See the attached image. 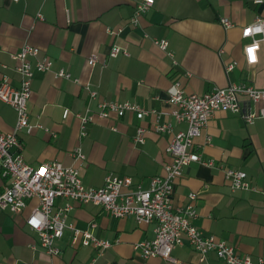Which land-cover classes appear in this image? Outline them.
<instances>
[{
	"label": "crops",
	"instance_id": "1",
	"mask_svg": "<svg viewBox=\"0 0 264 264\" xmlns=\"http://www.w3.org/2000/svg\"><path fill=\"white\" fill-rule=\"evenodd\" d=\"M140 0H0V81L18 85L11 53L24 45L38 49L35 59L47 58L46 71H35L27 102L31 132L17 133L25 163L36 166L57 161L79 170L86 187L99 188L113 173L130 177L132 184L148 185L150 177L163 174L170 162L166 147L173 133L185 130L176 122L167 101L171 83L179 78L186 93L201 94L230 83H244L264 90V41L257 50V62L247 65L241 37L244 26L264 19V0H153V5L131 24ZM221 18L232 25L225 27ZM113 31V33H111ZM166 40V49L155 41ZM127 51L110 56L111 45ZM170 53V55L168 54ZM97 55L93 65L87 57ZM233 63L230 71L224 65ZM60 69L70 78L56 77ZM89 90L96 94L91 96ZM129 102L157 111L158 122L168 121L172 132H155V116L138 119L134 112L122 116L110 113L98 117L102 102ZM241 98L243 112L257 110ZM69 114L64 118L63 111ZM93 114L84 125L77 115ZM16 113L0 102V132L12 131ZM138 126L146 129L143 143L134 141ZM80 148L82 159L73 156ZM200 162L183 168L171 195L174 208L190 203L197 212L190 218L204 234L233 246L253 260L264 257V117L245 122L241 113L217 110L195 141ZM208 162H211L208 164ZM224 168L246 172L248 189H231ZM7 178L0 177V192ZM64 200L56 199L55 206ZM72 205L66 223L105 239L110 246L101 255L80 238L72 244L73 230L65 228L56 240L57 255L40 246L37 233L25 224V217L38 199L26 201L22 213L0 209L1 264H201L190 245L175 246L171 259L143 258L136 243L154 238V222L138 224L131 216L114 217L90 203ZM94 224V226H92ZM207 264H226L215 252L206 255Z\"/></svg>",
	"mask_w": 264,
	"mask_h": 264
},
{
	"label": "built area",
	"instance_id": "2",
	"mask_svg": "<svg viewBox=\"0 0 264 264\" xmlns=\"http://www.w3.org/2000/svg\"><path fill=\"white\" fill-rule=\"evenodd\" d=\"M261 1L255 0V2ZM152 5L153 0H140L136 4L131 24H134L139 15L146 12ZM220 22L225 27L232 25L227 18H221ZM241 37L248 39L243 45L245 63L253 65L257 62L256 52L260 41H264V19L257 17L253 23L244 26ZM155 43L163 50L168 45L163 39ZM249 49L254 51L250 54ZM118 53L127 54V51L116 44L111 45L109 55L116 56ZM37 54L38 49L30 45H24L18 51L11 53L15 61L14 70L19 76L18 85L12 86L6 78L0 81V102L8 104L16 113L12 131L0 132V177L7 178V184L3 192H0V209H8L14 214H19L22 213L28 199L37 198V206L24 220L27 227L37 233L39 244L47 254L59 253L56 240L62 236L67 227L73 230L72 244L80 238L83 245L94 248L99 255L110 246L109 241L97 238L89 231L75 229L66 223L67 212L72 207L69 201H72L98 205L117 218L131 216L138 224L154 222V238L134 245L143 258L157 256L162 259H171L173 248L182 245L186 240L198 254V261L201 264H207L206 255L210 251L215 252L217 257L226 264H264L263 256L253 260L250 255L238 252L233 246L216 239L214 235L204 234L192 224L190 218L197 215L192 204L195 193L189 195L190 203L184 208H174L171 202L174 184L182 175L183 168L192 162L201 161L200 154L194 149L195 141L202 135L213 113L217 110L241 113L245 122L264 117V90L244 83H230L224 88L215 87L201 94L186 93L181 80L176 78L169 88L167 101L172 105L171 115L175 121L184 122L186 128L172 134L166 147L170 162L164 165L163 174L150 177L148 185L144 187L141 183L133 185L130 177H119L109 173L104 177L101 187L92 188L83 184L79 170L75 167H64L57 161L32 166L23 160L21 155L23 145L17 133L22 129L29 133L33 127L29 121L27 107L33 73L49 70L52 64L47 58L35 59L32 64L31 58H36ZM253 55L256 58L254 61ZM97 61L95 54L87 57V63L91 66ZM233 67V63L224 65L225 71H230ZM55 75L70 78V74L64 69H60ZM89 93L91 96L96 94L94 90H89ZM241 98L254 104L262 101L263 104L257 110L243 112ZM126 111L134 112L138 119H142L149 112L156 119L152 128L155 132H172L171 123L158 122L157 111L153 109L146 111L134 103L116 100L102 102L99 105V111L95 114L98 117H108L110 113L122 116ZM68 114V109H64L63 117L65 118ZM77 117L81 120L82 137L85 135L84 125L92 121L94 115L86 113ZM145 133L146 129L138 126L134 141L143 143ZM72 153L77 159L83 158L79 147ZM223 171L231 189L251 187L246 172L232 168H224ZM56 199L66 202L55 206ZM88 264L97 263L93 259Z\"/></svg>",
	"mask_w": 264,
	"mask_h": 264
},
{
	"label": "snow or ice",
	"instance_id": "3",
	"mask_svg": "<svg viewBox=\"0 0 264 264\" xmlns=\"http://www.w3.org/2000/svg\"><path fill=\"white\" fill-rule=\"evenodd\" d=\"M248 51L251 54L254 50L253 49H249ZM253 59H255V56H253ZM34 223H36V221H34Z\"/></svg>",
	"mask_w": 264,
	"mask_h": 264
},
{
	"label": "clouds",
	"instance_id": "4",
	"mask_svg": "<svg viewBox=\"0 0 264 264\" xmlns=\"http://www.w3.org/2000/svg\"><path fill=\"white\" fill-rule=\"evenodd\" d=\"M253 56H254V55H253ZM253 56H252V60L254 61L256 58H255V59H253ZM33 223H34V221H33Z\"/></svg>",
	"mask_w": 264,
	"mask_h": 264
}]
</instances>
